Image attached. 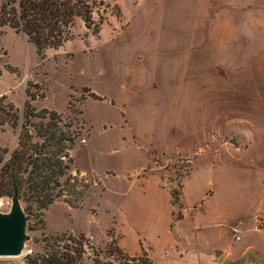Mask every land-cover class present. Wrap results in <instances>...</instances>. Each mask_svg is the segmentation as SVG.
<instances>
[{
	"label": "rangeland",
	"instance_id": "1",
	"mask_svg": "<svg viewBox=\"0 0 264 264\" xmlns=\"http://www.w3.org/2000/svg\"><path fill=\"white\" fill-rule=\"evenodd\" d=\"M94 1L97 8L92 16L94 22L100 24L99 32L92 34L76 18L72 39L58 49L45 50L43 60L24 35L8 27L0 28V37L8 32L3 39L8 52L0 48V122L3 123L0 160L6 161L17 148L21 131L32 130L40 122L48 121V115L40 121L27 117L29 112L36 115L42 110L54 111L72 139L67 153L72 159L69 173L81 180L75 191L64 188L63 197L56 198L45 209L39 207L31 195L21 199L29 240L20 256L0 257V264H24L28 256L43 254L47 245L48 250L53 248L61 255L69 253L75 257L77 246L69 238L84 242V253L78 264L150 263L144 256L129 258L131 260L123 256L112 225L106 227L110 216L106 209L120 214L124 240L132 243L129 227L134 219L130 210L132 191L125 195L117 192L126 188L125 176L147 170L150 163H154L155 155H159V162L165 166V179L171 181L170 193L178 195V199L181 183L192 170L189 160L196 157L194 176L203 194L216 191L217 195L211 200L214 205L220 203V199L225 201L246 223L264 208V86L260 88L262 110L255 116L248 114L249 109L231 112L230 108H224L229 90L219 79L215 87L210 88L185 85L181 100V79L184 77V83L188 80L186 72L167 69L156 50H122L119 41L125 45V35L121 33L119 41L106 40L119 29V9L114 0ZM100 2L103 5H99ZM184 48L182 54L188 65L193 50L186 44ZM163 71L170 80L174 74L172 84L167 82ZM218 73L223 75L222 71ZM189 89L191 95L187 96ZM198 90L201 96H208L207 90L212 91L210 95L222 96L219 112L211 110L209 114L208 102L190 101ZM89 91L101 100L91 98ZM194 107L198 108L194 110ZM123 120H127L131 128L122 125ZM28 134L31 138L25 140L29 148L45 140L32 137L35 135L31 131ZM64 164H67L65 159ZM75 168L88 173L81 175ZM92 168L95 171L89 172ZM103 170L115 174L105 176L106 196H103L104 185L99 181ZM60 180L62 183L65 178ZM3 184L0 174V212H7L12 195L6 193L7 187ZM58 190L61 191L59 188L54 193ZM65 201L72 202L73 206ZM204 204L207 207L210 203ZM179 205L180 200L176 209ZM258 223L261 224V220L256 225ZM240 228L244 230L243 226ZM53 237L57 240H52ZM232 238V231L224 237L228 244H232ZM256 239L251 231L242 233L243 243ZM239 243L236 242L235 247ZM135 246L133 241L132 247ZM250 254L252 252L247 256Z\"/></svg>",
	"mask_w": 264,
	"mask_h": 264
},
{
	"label": "crops",
	"instance_id": "2",
	"mask_svg": "<svg viewBox=\"0 0 264 264\" xmlns=\"http://www.w3.org/2000/svg\"><path fill=\"white\" fill-rule=\"evenodd\" d=\"M114 1L119 9L120 26L106 40L117 41L121 33L125 35V45H121L118 40L122 50H156V55L167 69H180L182 74L186 72L188 80L184 83V77L181 79V100L185 85L196 89L210 88L215 87L219 79L229 90L224 108H230L231 112L233 109H249L247 112L252 116L261 112L260 88L264 86V0ZM7 34L5 32L0 37V48L6 51L3 39ZM185 44L193 50L188 65L182 54ZM32 50L35 52V48ZM220 71L223 75L218 73ZM194 72H198V75ZM162 74L165 76V71ZM173 77L174 74L170 80L167 74L165 79L172 84ZM163 83L166 85L165 81ZM207 91L208 96H201L198 90L192 94L190 101L208 102L209 114L211 110L212 113L217 110L219 112V99L222 96L210 95L212 91ZM186 93L190 96L191 89ZM245 115L248 116L246 112ZM122 123L131 128L127 120ZM88 138L86 145L89 143ZM224 146L228 148L229 145ZM158 156L155 155L154 163H150L147 170L125 176L123 180L126 188L123 191L118 189L117 192L118 195H125L127 191H132L130 210L134 219L129 224L132 243L124 240L120 214L106 209L110 214L106 227L112 225L117 247L122 254L127 258L144 256L149 259L148 264H264V208L253 215L250 223H246L239 218L237 211L232 212L228 208L225 201L220 199V203L214 205L211 200L217 195L216 191L203 194V189L197 184L194 176L195 157L189 160L192 170L181 183L180 206L176 209L171 202V181L165 179V166L159 162ZM183 156L192 157L187 154ZM77 172L81 175L88 173L82 170ZM103 172L99 181L104 185L103 196H106L108 187L103 183L105 176L115 174L109 170ZM207 202L210 204L205 207L204 203ZM118 206L122 207L119 202ZM259 220L261 224L256 225ZM233 228L239 231L242 229L243 234L251 231L257 239L243 243L241 233L238 241L232 238V244H228L224 237ZM133 241L135 248L132 247ZM236 242L240 243L235 247ZM250 252L252 254L247 256Z\"/></svg>",
	"mask_w": 264,
	"mask_h": 264
},
{
	"label": "trees",
	"instance_id": "3",
	"mask_svg": "<svg viewBox=\"0 0 264 264\" xmlns=\"http://www.w3.org/2000/svg\"><path fill=\"white\" fill-rule=\"evenodd\" d=\"M99 5L103 3L100 2ZM96 8L94 0H0V28L8 27L15 33L23 34L43 60L45 50L58 49L72 39L76 18L92 34H97L100 24L95 23L92 16ZM46 115L48 121L45 124L40 122L32 130L26 128L25 132L21 131L17 148L6 161L0 160L1 180L7 187L6 193L12 195L17 192L20 200L31 195L42 209L51 205L56 198L63 197L64 188L72 192L81 185V180L78 181L76 176L69 173L72 159L67 153L71 150L72 139L61 127L63 125L57 113L42 110L36 115L29 112L27 117L41 121L45 120ZM30 131L35 135L32 137L45 140L42 143L36 142L29 148L25 138H31L28 134ZM65 142H69V145ZM64 159L67 164H64ZM61 178H65L62 183ZM59 188L61 191L54 193ZM170 194L172 204L178 205V195L174 196L172 192ZM65 202L73 206L72 202ZM51 239L57 240L54 237ZM68 240L74 241L77 246L74 249L75 257L69 253L61 255L53 248L48 250L47 245L43 254L28 256L24 264H78L84 253V242H76L70 238Z\"/></svg>",
	"mask_w": 264,
	"mask_h": 264
},
{
	"label": "water",
	"instance_id": "4",
	"mask_svg": "<svg viewBox=\"0 0 264 264\" xmlns=\"http://www.w3.org/2000/svg\"><path fill=\"white\" fill-rule=\"evenodd\" d=\"M27 217L17 192H13L10 208L0 212V257L20 256L29 240L26 234Z\"/></svg>",
	"mask_w": 264,
	"mask_h": 264
},
{
	"label": "built area",
	"instance_id": "5",
	"mask_svg": "<svg viewBox=\"0 0 264 264\" xmlns=\"http://www.w3.org/2000/svg\"><path fill=\"white\" fill-rule=\"evenodd\" d=\"M81 142L84 143L85 141L82 140ZM232 232L234 233V239H235L236 241H238V240L240 239V236H239V230H238L237 228H233V229H232Z\"/></svg>",
	"mask_w": 264,
	"mask_h": 264
}]
</instances>
